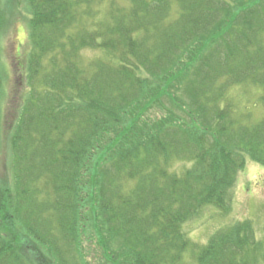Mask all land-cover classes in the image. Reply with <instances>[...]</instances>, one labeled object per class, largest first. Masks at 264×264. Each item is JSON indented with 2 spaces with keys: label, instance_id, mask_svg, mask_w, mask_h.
<instances>
[{
  "label": "trees",
  "instance_id": "obj_1",
  "mask_svg": "<svg viewBox=\"0 0 264 264\" xmlns=\"http://www.w3.org/2000/svg\"><path fill=\"white\" fill-rule=\"evenodd\" d=\"M95 1L27 0L31 51L10 137L14 181L0 186V264H34L36 246L58 264H89L83 244L94 237L111 255L100 264H179L191 248L198 264H264V231L250 219L200 246L184 228L205 207L231 210L248 156L264 165V116L248 123L220 105L230 86L252 83L264 107V0H107L109 19L91 29ZM228 1L247 21L236 31L218 27L238 18ZM4 19L0 0V37ZM97 45L116 64L82 66L77 50ZM186 84L190 119L161 118L162 97ZM3 93L0 56V104Z\"/></svg>",
  "mask_w": 264,
  "mask_h": 264
},
{
  "label": "rangeland",
  "instance_id": "obj_2",
  "mask_svg": "<svg viewBox=\"0 0 264 264\" xmlns=\"http://www.w3.org/2000/svg\"><path fill=\"white\" fill-rule=\"evenodd\" d=\"M231 1V0H230ZM229 13L237 15L229 17L226 15L222 22L218 23V27L227 26L232 22V31L239 30L238 26L245 25L246 20L239 18L242 8L228 1ZM231 3V6H230ZM119 4L130 6L129 0H119ZM110 1L103 0L95 1L93 7L95 10V20H86L89 28L96 27L102 19H109L107 13ZM27 0H3V8L5 10L4 26L2 28L0 39V56L2 58V71L4 75V93L0 104V186L4 185L6 189L13 185V152L11 150V132L14 123L21 111V97L25 92V87L20 88L21 75L26 74L27 61L29 52L31 51L30 25L27 18L28 8ZM241 9V10H240ZM21 10V13L19 12ZM124 10V9H122ZM15 13H12V12ZM19 13V15H14ZM244 16L249 15L245 11ZM15 16V19L13 17ZM149 26V25H147ZM132 37H141L139 31H133ZM221 40H218L220 43ZM124 51V50H120ZM127 51V50H126ZM76 55L82 66L89 65L96 60H107L111 63L115 62V53L109 52L101 45L81 47L77 50ZM21 74V75H20ZM221 84H225V79L218 80ZM189 85V84H188ZM188 85L179 88L178 94L174 98L162 97L163 103L168 107L162 111L161 118L169 119H190L191 111L183 110V105L192 106L187 100ZM222 91V90H221ZM223 92V91H222ZM262 90L259 86L252 83H242L232 85L224 92V97L220 101V105L228 106L237 114L247 116L244 121L248 123H259L264 116V107L260 101ZM230 111V110H229ZM151 115L155 112L152 109ZM248 118V119H247ZM150 121V120H149ZM174 169L180 171L184 166L181 163L173 165ZM231 210L228 213H223L218 207H205L198 216L184 224L185 231L191 238L195 246H200L207 242L211 235L218 229L224 228L231 223L241 220L250 219L257 230L258 237L263 235L264 231V165L256 162L249 156L246 158V165L240 170L236 177L235 186L232 189ZM107 237V236H106ZM98 237H94L91 242L86 240L83 244L84 250H87L85 262L89 264H100L101 260L109 256L104 249L98 245ZM112 242V249L118 246ZM28 243V241H24ZM114 247V248H113ZM37 253L32 254L31 262L36 264H58L54 256H49L39 247H35ZM191 248L186 252L182 261L179 264H198L195 258V250ZM42 252V253H41ZM113 254V253H112ZM38 255L42 257L38 258ZM116 258V254H113ZM106 257V258H105ZM32 259L34 261H32ZM44 262V263H43ZM34 263V264H35ZM77 264V263H76ZM80 264V263H79ZM105 264V263H104Z\"/></svg>",
  "mask_w": 264,
  "mask_h": 264
}]
</instances>
